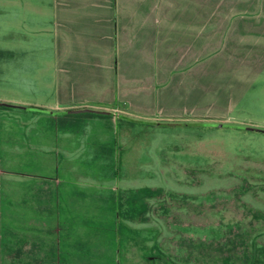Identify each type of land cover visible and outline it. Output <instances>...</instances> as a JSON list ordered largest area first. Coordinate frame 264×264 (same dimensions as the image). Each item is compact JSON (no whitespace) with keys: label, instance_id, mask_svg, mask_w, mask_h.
I'll return each instance as SVG.
<instances>
[{"label":"rangeland","instance_id":"1","mask_svg":"<svg viewBox=\"0 0 264 264\" xmlns=\"http://www.w3.org/2000/svg\"><path fill=\"white\" fill-rule=\"evenodd\" d=\"M117 1L119 66L108 92L94 88L129 113L112 128L20 115L16 86L33 84L32 65L0 58V264H264V36L237 24L245 2L248 17L264 16L260 0ZM174 51L212 52L214 65H165ZM117 80L153 84L116 91ZM123 118L147 135L128 153L150 158L141 168H123ZM181 140L188 153L158 152Z\"/></svg>","mask_w":264,"mask_h":264},{"label":"crops","instance_id":"2","mask_svg":"<svg viewBox=\"0 0 264 264\" xmlns=\"http://www.w3.org/2000/svg\"><path fill=\"white\" fill-rule=\"evenodd\" d=\"M124 5V3L120 5L117 0H0V58L9 62L16 54L17 66L28 62L32 65L30 72L34 75L33 84H17L16 86L17 94L22 95L15 99L16 103L21 105L17 110L21 113L20 115L32 118L47 115L49 118H57L62 129L67 131L74 125H79L81 129L83 121L93 119L105 121V124L112 128L114 119L115 122L117 121L114 117H117L118 114L129 115L126 112L118 113L117 108L109 103L96 101L105 99V97L103 95L96 96L94 90V88L101 87L103 94L108 92L110 84H112L113 66L116 70L119 66V8L120 6L124 8ZM256 5H259V9L263 12L264 0H260ZM242 9L244 15L239 16L238 32L240 31L243 36L246 29H243L242 26L249 23L257 26L258 34L261 37L264 36V16L256 14L253 18L248 17L246 2ZM121 16L124 19L127 17V20L122 22L121 41L125 43L126 47H129L132 44V38L127 33L128 18L132 17H129L128 14ZM191 24L196 27L198 20ZM194 34L198 35L197 29ZM247 47V44H243L242 48L240 46L236 55L246 57L248 52L245 48ZM126 51L121 54L128 58L129 52ZM259 52H261L260 55L264 53L260 50L257 55ZM209 53L212 54V52L174 51L163 62L165 65H178L186 71L190 70L192 74L193 67H199L200 59H204V64L212 63V66L214 65L213 60L208 61ZM130 57L132 58V56ZM118 84L153 83L150 81L135 83L133 80H123L118 83L117 80L116 91H118ZM171 84L187 83L176 81ZM189 84L196 83H193L192 80ZM121 88V94H126L123 90L128 87ZM77 96H80L81 99L78 100ZM106 100L109 102L108 99ZM89 106L101 111L80 110ZM146 118L152 121L151 126L155 125L156 127L162 120H170L160 117ZM131 126V120L128 118L121 120L119 133L122 139L119 145H123L121 149L125 155L122 156L124 160L122 162L126 163V165L123 163L125 170L141 168L139 165L147 164L150 161L148 157L139 158L138 155L128 154L129 152L134 154L139 152V148L142 149L139 147L142 142L139 136L141 133L144 134V137L147 136L143 130H135ZM86 136L87 132H84L82 141H85ZM66 138L63 139V146H66ZM182 143L181 140L178 143H170L168 146L162 144V146L158 145L157 149L160 153L171 151L180 153L181 156V153H188L180 148ZM106 151L110 153L111 147L108 146ZM161 159L160 167H165L164 165L168 164V157L164 156ZM129 162L132 164H127ZM178 162L180 161H175V163ZM178 167L181 166L178 165ZM128 199L126 198V200Z\"/></svg>","mask_w":264,"mask_h":264}]
</instances>
